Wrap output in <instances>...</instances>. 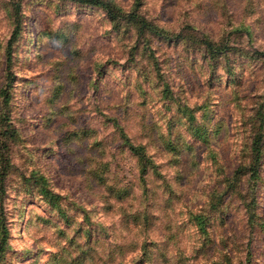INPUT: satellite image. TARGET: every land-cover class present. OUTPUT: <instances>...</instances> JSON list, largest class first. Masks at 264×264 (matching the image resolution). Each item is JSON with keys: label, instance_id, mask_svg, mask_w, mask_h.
Wrapping results in <instances>:
<instances>
[{"label": "rangeland", "instance_id": "374dc122", "mask_svg": "<svg viewBox=\"0 0 264 264\" xmlns=\"http://www.w3.org/2000/svg\"><path fill=\"white\" fill-rule=\"evenodd\" d=\"M100 1L0 0V264H264V0Z\"/></svg>", "mask_w": 264, "mask_h": 264}, {"label": "trees", "instance_id": "16d2710c", "mask_svg": "<svg viewBox=\"0 0 264 264\" xmlns=\"http://www.w3.org/2000/svg\"><path fill=\"white\" fill-rule=\"evenodd\" d=\"M81 2H86V3H92V4H101L103 5V7L108 11V13L112 16L113 19H115V17L117 16V13H116V10H119L120 12V9H115L113 6L109 5L108 3H105L103 1H100V0H79ZM119 17H120V14H119ZM137 16L135 17V20H137ZM143 26V25H142ZM140 31L142 30L141 28L139 29ZM17 34H18V27L15 28L13 34H12V37L10 38V40L8 41V45H7V61L10 63L11 60H12V54H13V44L16 40V37H17ZM119 128V132L121 133V136H125L124 137V140L125 142L128 143V146L130 148V150L136 154L137 156L139 157H142V153H144V146L142 145H134L133 143L129 142V138L128 136L124 133L123 130L120 129V127L118 126ZM6 130H9L6 129ZM260 132L257 133V139L256 140H261V135H258ZM256 147L257 149H255V156L256 158H258V156L260 155L261 153V150L259 148V142L257 141L256 142ZM8 172V165L5 163V154L2 153L1 154V170H0V194H4L5 192V186H4V176L6 175V173ZM40 179H42L43 181L44 180V177L42 176H37L36 180L39 181ZM43 183V182H42ZM41 191V194L43 195V197L52 205V206H55L57 208H61L62 207V204H61V196L58 194V193H55L53 192L49 187H47V185L44 183V185H42V189L40 190ZM2 207H3V204H1L0 206V223H2L3 221V212H2ZM62 213H64V217L66 219L69 218V216L65 213L64 210H61ZM7 243V231L5 229V227L3 226V224L1 225L0 227V249H4V246L6 245Z\"/></svg>", "mask_w": 264, "mask_h": 264}]
</instances>
